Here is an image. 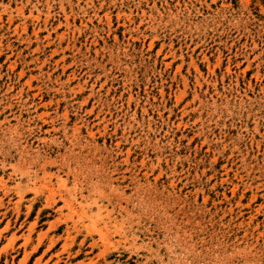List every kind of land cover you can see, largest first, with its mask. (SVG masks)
<instances>
[{
    "label": "rangeland",
    "instance_id": "1",
    "mask_svg": "<svg viewBox=\"0 0 264 264\" xmlns=\"http://www.w3.org/2000/svg\"><path fill=\"white\" fill-rule=\"evenodd\" d=\"M0 264H264V0H0Z\"/></svg>",
    "mask_w": 264,
    "mask_h": 264
}]
</instances>
